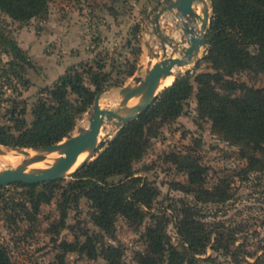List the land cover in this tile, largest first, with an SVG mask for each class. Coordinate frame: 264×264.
Listing matches in <instances>:
<instances>
[{
	"label": "trees",
	"instance_id": "trees-1",
	"mask_svg": "<svg viewBox=\"0 0 264 264\" xmlns=\"http://www.w3.org/2000/svg\"><path fill=\"white\" fill-rule=\"evenodd\" d=\"M51 1L0 0V13L27 23L45 16ZM209 1L212 15L205 33L207 47L197 63H204L205 70L193 77L186 72L175 79L137 120L119 129L101 154L72 174L80 186L78 189L65 179L11 184L23 193L19 201H4L2 213L7 221L16 224L18 220L34 219L42 205L54 201L59 218L52 226L58 234L65 226L68 210L84 198L98 232L85 234L84 241H64L60 247L92 260L101 257L105 264H131L123 259L122 247L105 238L114 240L115 222L120 217L136 226L143 223L159 192L135 175L134 165L146 155L151 139L160 134L161 128L184 114L192 96L196 100V123L209 122L211 132L236 147L238 158L244 161L234 175L246 178L249 174L264 173V88L250 87L235 78L238 73L264 74V0ZM136 28L130 31L131 35L136 34ZM0 45L12 56L8 76L28 85L20 72L24 65H31L24 51L3 32ZM130 45L128 39L126 46ZM105 67L103 58L70 66L51 86L40 90L31 106L30 122L25 117L26 103L12 99L4 112V121L0 118V146L37 149L69 138L94 98L110 87L119 86L136 71L135 63L126 61L123 66L121 63L114 79ZM165 159L186 177L183 183L175 182L173 189L191 196L193 203L187 198L179 200L175 226L178 245L165 231L167 220L150 214L151 223L143 234L146 247L134 253L135 264H201L207 261L200 256L208 247L231 257L232 264H240L234 233L201 219V206L231 200L233 176L224 174L208 187V169L193 153L171 152ZM118 176L122 178L117 182L110 181ZM0 264H12L8 249L1 242Z\"/></svg>",
	"mask_w": 264,
	"mask_h": 264
},
{
	"label": "rangeland",
	"instance_id": "rangeland-1",
	"mask_svg": "<svg viewBox=\"0 0 264 264\" xmlns=\"http://www.w3.org/2000/svg\"><path fill=\"white\" fill-rule=\"evenodd\" d=\"M204 1L211 16L210 1ZM201 5L200 9L194 6L199 16ZM166 6L164 0H53L45 16L27 23L17 22L0 13V32L8 34L31 63L20 70L28 81V85L23 86L8 76L12 56L0 45L1 120L4 121V112L11 106L12 99H16L26 103L25 117L30 122L32 103L42 88L51 86L70 66L99 58L105 60L104 70L111 72L114 79L121 63L123 66L129 61L136 65L133 76L124 78L119 86L110 87L100 94V99L104 100L102 109H116L122 99L119 93L122 87L135 85L134 77L143 78L154 63L172 55L178 57L180 48L186 46L181 44L184 36L182 22H178L175 11L168 10ZM196 24L200 26V19ZM134 27H137V32L131 35ZM128 39L131 45L127 47ZM206 47L200 50L192 63L174 74L172 83L186 72L193 77L205 70L204 63H197ZM235 78L250 87L264 88V74L238 73ZM107 93H111V98L105 97ZM195 108L196 100L192 96L184 114L161 128L160 134L151 139L146 155L134 165L135 175L151 183L159 192L143 223L136 226L120 217L115 222L114 240L106 237L105 241L120 245L123 259L135 264L134 253L146 247L143 234L151 223L149 216L153 214L167 220L165 231L174 244H179L175 228L179 200L187 198L193 203V199L173 189L175 182L183 183L186 177L165 157L171 152H191L208 169V187L224 174L233 176L231 200L221 205L201 206L202 221L211 226L219 224L234 233V248L240 253V264H264V173L249 174L246 178L234 175L244 165V161L238 158L237 148L213 134L209 122L197 124ZM90 111L91 108L77 121L71 136L76 135L78 129L88 127ZM118 130L114 123L103 125L96 154L105 148ZM7 168L11 167H0V171ZM121 178L114 177L110 181L117 182ZM65 180L71 182L75 189L80 187L71 176ZM22 193L21 188L12 185L0 188V242L8 249L12 264H105L101 257L92 260L84 254L65 252L60 247L64 241H84L85 234L98 232L91 222L89 203L84 198L78 206L68 210L65 226L56 234L52 223L58 220L59 212L54 201L42 205L34 219L18 220L16 224L5 219L2 213L4 201H19ZM200 257L207 259L201 264H232L231 257L223 252H214L210 247Z\"/></svg>",
	"mask_w": 264,
	"mask_h": 264
},
{
	"label": "water",
	"instance_id": "water-1",
	"mask_svg": "<svg viewBox=\"0 0 264 264\" xmlns=\"http://www.w3.org/2000/svg\"><path fill=\"white\" fill-rule=\"evenodd\" d=\"M166 8L174 10L178 22H182L184 36L181 44L186 45L180 48L178 57L169 56L154 63L145 73V76L134 77L135 85L124 86L119 93L122 99L116 109H102L100 107V94L94 98L89 112V124L87 128L78 129L76 135L70 136L63 141L37 149L0 147V154L4 151H15L27 158L15 167L0 171V187H7L11 184L22 182L25 184H41L55 180H62L72 174L88 162L101 154L104 149L96 154L99 134L104 124L114 123L117 129L137 120L156 100L159 93L164 89L160 88L161 80L174 76L175 68H182L199 55L200 50L207 46L205 33L210 22L209 7L205 3L201 8V16L196 14L194 5L201 0H164ZM200 19V26L196 20ZM139 96V101L132 107L128 103L134 97ZM30 151L34 152L30 155ZM86 152L85 159L73 170L78 157ZM57 154L53 163L46 168H33L28 170L32 164L43 162L47 156ZM97 155L96 157H94Z\"/></svg>",
	"mask_w": 264,
	"mask_h": 264
},
{
	"label": "bare ground",
	"instance_id": "bare-ground-1",
	"mask_svg": "<svg viewBox=\"0 0 264 264\" xmlns=\"http://www.w3.org/2000/svg\"><path fill=\"white\" fill-rule=\"evenodd\" d=\"M201 4H205L204 0L198 1V3L194 6H199ZM202 6V5H201ZM200 9V6L197 8ZM180 70V68H175L174 69V74H176L178 71ZM172 83V76H169L167 78H164L161 80L160 83V90L169 86ZM111 93H107L105 95V97L109 96L111 98ZM109 99V98H108ZM139 101V96L134 97L133 99H131L128 103V107H132L133 105H135L136 103H138ZM104 100L101 98L100 99V107L102 108V104H103ZM34 152L30 151V155H33ZM57 157V154H51L49 156H47V158L43 161V162H39V163H35L32 164L31 166L28 167V170L33 169V168H46L49 164L53 163L54 158ZM86 157V152L82 153L79 157L77 162L75 163V165L71 168L74 169L76 168ZM27 157L15 152V151H4L3 154H0V167H6V166H10V167H15L16 165L20 164L24 159H26Z\"/></svg>",
	"mask_w": 264,
	"mask_h": 264
}]
</instances>
